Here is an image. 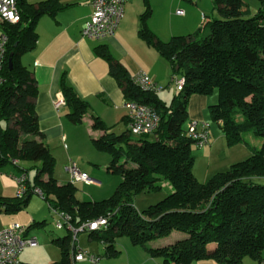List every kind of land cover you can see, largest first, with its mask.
Masks as SVG:
<instances>
[{
    "label": "trees",
    "instance_id": "16d2710c",
    "mask_svg": "<svg viewBox=\"0 0 264 264\" xmlns=\"http://www.w3.org/2000/svg\"><path fill=\"white\" fill-rule=\"evenodd\" d=\"M258 2L257 11L251 13L249 0H213L217 14L205 15L196 31L172 36L167 41L145 26L149 11L143 12L140 36L169 62L173 75L184 78L182 88L170 103L153 91L141 89L103 45L96 47L97 54L108 60L109 73L121 87L125 100L151 105L160 121L152 133L133 138L128 127L117 134L108 131L99 116H92L91 127L103 133L92 137L91 142L97 150L111 154L106 169L121 179L107 198L81 200L75 195L74 183H59L54 177L55 158L47 144L36 139L37 87L31 71L21 62V55L35 46L36 19L43 13L52 14L55 7L52 0L36 5L18 0L19 21L0 22V28L8 35L1 70L5 82L0 86V165L6 162L18 165L21 158L38 163L33 166L34 175L24 195L0 196V212L24 209L37 188L48 207L68 215L73 227L106 218L104 227L87 232L89 239L103 244L107 255L119 253L116 238L126 235L134 245L143 246L150 256L162 258L158 264H190L207 258L218 264H243L244 257L261 262L264 183L259 180L264 179V0ZM60 87L68 118L74 123L82 122L88 110L87 102L67 83L64 74ZM214 91L217 101L208 106L211 119L219 122L228 145L243 142L251 153L202 182L193 172L194 142L185 126L189 119L187 104L192 94L209 95ZM247 132L260 138L261 144H250L244 137ZM20 170L30 174L28 169ZM166 186L171 190L163 198L143 210L135 207L134 197L139 192L158 191ZM40 223L43 222L32 221L27 231ZM63 228L68 230L66 234L51 237L60 250V259L49 264L79 262L72 257L79 243L73 240L71 230ZM173 231L184 235L166 245H147L168 237Z\"/></svg>",
    "mask_w": 264,
    "mask_h": 264
},
{
    "label": "crops",
    "instance_id": "0c3cea01",
    "mask_svg": "<svg viewBox=\"0 0 264 264\" xmlns=\"http://www.w3.org/2000/svg\"><path fill=\"white\" fill-rule=\"evenodd\" d=\"M36 5L45 0H26ZM55 11L41 14L35 21L37 40L32 50L21 55V62L31 71L36 82L37 95L34 99V108L38 117V135L36 139L44 141L56 160L58 168L66 172L65 165L74 161L81 171L92 175H100L89 164L75 161L78 155L89 152L92 164L104 161L103 155L91 142L92 137H98L102 130L91 127L94 115L99 116L108 131L115 132L116 127H128V109L124 106L125 97L116 79L109 73L108 60L97 54L96 47L103 45L107 51L127 69L129 75L134 76L139 71L146 72L162 89L157 95L165 103L176 93L175 87L170 83L173 71L169 62L158 51L148 44L139 34L143 26L141 15L149 11L145 19V26L159 39L169 40L175 35H185L198 29L205 15L213 14V0H125L123 16L112 36L102 40L84 37L81 28L89 19L92 7L89 0H52ZM251 13L259 7L258 0H249ZM182 9L183 13H176ZM77 94L88 104L82 122L74 123L68 116V108L62 105L54 107V101L62 95L60 80L62 75ZM217 92L209 95L192 94L188 99V118L206 120L209 122L208 142L202 147L192 145L199 150L198 156L207 163V170L203 179L209 178L212 173L219 172L223 167L228 168L232 163L242 160L250 155L249 147L238 142L228 145L219 122L210 117L208 106L216 103ZM249 133V132H248ZM252 138L248 142L254 146L261 144V139L250 133ZM92 146V148H91ZM227 152L224 162L220 155ZM213 164L218 167L210 170ZM19 170V165H15ZM209 167V170H208ZM21 172V170H20ZM66 174V173H65ZM68 174V173H67ZM16 176L14 178L16 179ZM59 183L70 181L54 175ZM90 177V176H89ZM91 183L96 180L90 177ZM14 186V181L12 182ZM83 186L89 182H76ZM26 219V218H25ZM24 217L22 221H26ZM6 220L3 228L9 222ZM34 221L28 223V225ZM25 225V224H24ZM30 228L25 236L34 237ZM36 241V240H35ZM101 244V243H100ZM103 246V244H101ZM250 257L243 258V264H264ZM50 257V256H48ZM53 257L47 260L51 261ZM45 261V260H43ZM190 264H218L214 259H199Z\"/></svg>",
    "mask_w": 264,
    "mask_h": 264
},
{
    "label": "rangeland",
    "instance_id": "374dc122",
    "mask_svg": "<svg viewBox=\"0 0 264 264\" xmlns=\"http://www.w3.org/2000/svg\"><path fill=\"white\" fill-rule=\"evenodd\" d=\"M213 14H217V11L214 9ZM171 83V82H170ZM173 84V83H171ZM174 86V84H173ZM170 103V99L167 101ZM125 127H116L115 133H121L125 131ZM251 132L244 133V137L246 140H251L252 136ZM131 137H136L133 134H130ZM92 148V146H91ZM93 149V148H92ZM199 150L193 149L192 153L194 155V164H193V172L199 181H206L207 179H203L205 176V172L207 170V163L201 160L198 156L196 157ZM97 153H101L99 155H103L104 161H100L98 163H90L93 162L89 157V152L84 153L83 155H78L79 158L75 159V161L80 165L81 163L89 164L92 168L98 172V176L92 175L90 171L88 175L93 177L94 180L92 183L83 186L82 184L75 185L76 197L83 200H101L107 198L112 194L118 182L120 181V176L115 173H111L107 171V166L111 160V154L106 151H100ZM227 152H223L220 155L221 161H216L214 163L224 162L228 155ZM38 161H32L28 158H21L19 160V167L28 169L30 172L31 178L34 175V165L37 164ZM218 165L213 164L210 170H215ZM230 167V166H229ZM228 167V168H229ZM215 168V169H214ZM223 167L221 171L227 170ZM209 170V167H208ZM58 174L61 178H67V172L61 170V168L56 170V160L53 169V175ZM66 173V174H65ZM17 174H20V170L11 162H6L0 165V196L4 197H15L17 193V181L14 178ZM55 177V176H54ZM57 179V178H56ZM14 181V186L13 182ZM261 183H264V179L259 180ZM167 185V183L165 184ZM171 189L166 186L158 191H141L134 197V205L138 210H143L148 205L153 204L163 198L167 192ZM26 221H22V218ZM56 215L52 212V210L48 207L47 202L42 198V196L37 192H32L27 205L24 209L13 212V213H3L0 212V227L3 226L6 220H16L21 224L28 225V223L33 219L36 222H43L34 227L31 233L35 236V244L24 247L19 253V261L22 263H31V264H49L54 261L60 259V250L58 246L51 241L52 236H63L68 232L65 228L58 229L56 224ZM184 235V233L179 231H173L168 237L158 238L152 240L147 243V245L155 247L166 245L173 242L175 239L180 238ZM78 243L79 246L88 252H94L100 255V264H158L162 261L160 257H152L145 250V248L138 244H133L130 238L126 235H122L116 238L115 246L119 250L118 254L115 255H107L105 254L104 247L100 244L99 241L95 239L88 238V232L83 231L78 234ZM53 252L55 258L51 261L47 260L48 258L53 257ZM264 255V252H263ZM50 256V257H48ZM45 260V261H43ZM76 264H88L86 261H79Z\"/></svg>",
    "mask_w": 264,
    "mask_h": 264
},
{
    "label": "built area",
    "instance_id": "2783aa9c",
    "mask_svg": "<svg viewBox=\"0 0 264 264\" xmlns=\"http://www.w3.org/2000/svg\"><path fill=\"white\" fill-rule=\"evenodd\" d=\"M18 0H0V22H17L20 19V12L17 7ZM125 0H89L92 12L88 20L85 21L81 28V34L84 37L95 40H102L112 36L117 29L123 16V6ZM176 13L182 14V9H177ZM8 35L0 28V86L5 82L1 74L3 68ZM133 80L141 89L159 92L162 87L144 71H139L133 76ZM170 82L174 84L175 90L179 91L184 83V78L178 75H172ZM64 98L59 95L54 101L55 109L64 105ZM124 106L128 109V128L134 136H141L152 133L159 125L160 117L157 111L149 104L135 100H125ZM187 135L193 140L197 147H202L208 142L209 122L206 120L189 118L185 124ZM13 160V163H16ZM64 169L69 174L70 181L91 182V178L86 172L80 170L74 161H69ZM30 174L21 171L16 177L17 197L25 194L29 187ZM34 192L40 194V190L35 188ZM57 216L55 226L60 229L66 227L72 231V238L77 243L78 233L82 231L97 230L105 226L106 218L99 217L90 221L81 223L78 227H73L69 222L68 215L52 209ZM27 226L18 221H11L0 229V264H18L20 251L29 245L35 244L34 237H27ZM74 261L86 260L88 264H100V256L80 249L72 251Z\"/></svg>",
    "mask_w": 264,
    "mask_h": 264
},
{
    "label": "water",
    "instance_id": "95a60500",
    "mask_svg": "<svg viewBox=\"0 0 264 264\" xmlns=\"http://www.w3.org/2000/svg\"><path fill=\"white\" fill-rule=\"evenodd\" d=\"M8 63H9V66L11 67V65H12V59H11V57L8 59Z\"/></svg>",
    "mask_w": 264,
    "mask_h": 264
}]
</instances>
